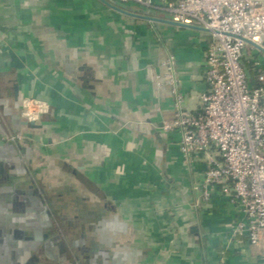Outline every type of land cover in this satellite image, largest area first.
Instances as JSON below:
<instances>
[{"label": "crops", "instance_id": "crops-1", "mask_svg": "<svg viewBox=\"0 0 264 264\" xmlns=\"http://www.w3.org/2000/svg\"><path fill=\"white\" fill-rule=\"evenodd\" d=\"M209 41L135 3L0 0V264H264V240L234 231L238 207L195 189L206 156L186 166L181 133L163 129L175 98L157 87L162 61L176 58L196 112ZM243 64L264 86V52Z\"/></svg>", "mask_w": 264, "mask_h": 264}, {"label": "built area", "instance_id": "built-area-1", "mask_svg": "<svg viewBox=\"0 0 264 264\" xmlns=\"http://www.w3.org/2000/svg\"><path fill=\"white\" fill-rule=\"evenodd\" d=\"M169 13L179 25L201 26L210 36L204 63L207 90L196 112H188L179 92L176 58L161 63L158 89L167 87L175 98L174 118L167 132L181 133L183 163L191 166L206 156L202 200H211L218 188L244 217L234 228L246 234L252 245L264 240V86L252 87L243 64L245 51L264 52V0H119ZM264 83V74L258 76ZM34 100L24 104L25 117L33 122L40 112ZM9 135L2 142H19ZM264 259V247H263Z\"/></svg>", "mask_w": 264, "mask_h": 264}, {"label": "flooded vegetation", "instance_id": "flooded-vegetation-1", "mask_svg": "<svg viewBox=\"0 0 264 264\" xmlns=\"http://www.w3.org/2000/svg\"><path fill=\"white\" fill-rule=\"evenodd\" d=\"M61 233V232H60ZM59 236V238H74L75 236H73V235H71V236H67V235H62V234H60V235H58ZM80 238H84L83 237V235H81V237Z\"/></svg>", "mask_w": 264, "mask_h": 264}]
</instances>
